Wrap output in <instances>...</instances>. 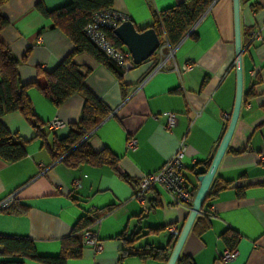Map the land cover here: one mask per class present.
Returning <instances> with one entry per match:
<instances>
[{"label":"crops","instance_id":"0c3cea01","mask_svg":"<svg viewBox=\"0 0 264 264\" xmlns=\"http://www.w3.org/2000/svg\"><path fill=\"white\" fill-rule=\"evenodd\" d=\"M190 1L113 0L112 8L128 17L137 30H143L152 24L154 13ZM38 2L53 10L70 0H7L1 7L8 26L0 32V41L18 59L28 51L19 67L24 85L36 80L37 68L52 71L72 50L66 36L36 11ZM239 3L242 100L233 133L213 177L230 184L206 202L204 215L200 210L196 216L209 221V227L203 230L202 221L194 227L195 218L182 245L178 259L187 257L193 264H264V186H259L264 184V163L258 160L264 151V0ZM256 30H260L262 39L252 41ZM191 33L172 49L171 57L166 52L155 53L125 72V96L105 67L85 53L74 57L80 71L86 73L85 87L110 111L91 133V147L94 151L106 148L117 156V171L131 183L119 179L108 166L65 167L60 160L52 159L20 114L2 117L5 128L26 141V156L11 164L0 159V201L12 196L16 205L26 210L22 214L0 210V235L28 238L38 255L57 256L61 239L69 235L79 218L98 210L100 221L90 230L102 244L101 251L94 254L84 246L81 257L67 264H163L137 257L118 263L122 242L116 237L123 232L128 238L138 234L135 247L163 248L170 240L166 227H182L188 217L189 209L173 206L160 187L150 191L152 208L146 212L132 196L138 180L156 172L181 141L186 146L183 176L195 195L199 182L191 168L214 156L234 105L232 0H213ZM187 64L193 66L191 70L176 72L175 67L180 71ZM26 95L44 127L53 121L65 125L52 130L58 140L66 137L68 125L80 119L83 100L79 95L59 107L34 86L26 89ZM168 114L175 116L171 129L166 128ZM129 139L135 140L134 149L126 148ZM46 140L48 145L53 142L51 135ZM75 182L78 188L73 186ZM241 189L244 192L239 198L237 192ZM228 230L239 235V242L235 259L224 263L220 259L225 251L220 236ZM24 264L37 263L24 260Z\"/></svg>","mask_w":264,"mask_h":264},{"label":"trees","instance_id":"16d2710c","mask_svg":"<svg viewBox=\"0 0 264 264\" xmlns=\"http://www.w3.org/2000/svg\"><path fill=\"white\" fill-rule=\"evenodd\" d=\"M7 0H0V32L8 26V20L1 14V7ZM213 0H192L189 3H179L164 9L152 16V24L143 29H152L160 43L166 41L170 48H175L186 35H193L192 28L207 11ZM113 0H70L64 6L53 10H47L41 2L35 4L36 11L45 19L49 20L53 28L61 31L72 45L71 52L52 70L36 69V80L30 84H22L19 76V67L26 59L28 51L18 59L0 41V159L11 164L22 160L26 156V141L16 134L10 133L2 124L3 116L12 113L20 114L31 126L34 137L42 140L54 161L60 160L65 167L76 169L87 165L92 167L108 166L114 174L126 183H131L126 175L120 174L117 169L118 157L106 148L94 151L90 144V135L94 129L102 123L110 114L108 107L94 96L84 84L86 73H82L74 62V57L85 53L93 58L98 64L105 67L117 79L122 95L125 96L123 83L124 71L111 60L105 57L85 36L84 28L91 23L93 16L101 11L113 9ZM138 30V31H143ZM113 30H103L107 40L116 49H122L120 42L114 37ZM246 35V34H245ZM244 43V34H242ZM151 58V57H150ZM34 86L55 107L61 106L74 95H79L82 100L81 115L78 122L67 126L66 137L58 140L53 136L49 127H45L35 116L31 103L26 95V89ZM264 125V122L263 124ZM51 135L53 142L47 144V137ZM209 159L196 163L191 171L195 176L204 174L210 163ZM230 183L214 179L201 208V214H205L206 202L213 199L220 191L226 189ZM259 186H264L260 184ZM244 189L237 192V196H243ZM193 194V193H192ZM194 195V194H193ZM151 204V201H150ZM152 208V206H150ZM26 209L16 205L15 200L5 210L10 214H22ZM208 213V212H207ZM100 221L98 210L86 212L72 227L69 235L60 241V251L57 256H40L35 250L34 243L23 237L0 235V257L4 260L0 264H24V260L33 261L37 264H67L69 260L81 257L83 250L82 236L87 229L97 225ZM204 222L203 230L209 227V221L203 216L197 217L194 227ZM138 234H132L129 238L125 232L116 237L122 242L119 251L118 263L127 257H137L143 261L156 260L167 263L170 251L175 239L170 237L169 243L158 248L151 245L135 247L134 243ZM225 250H236L239 235L234 231H226L220 236ZM176 264H193L192 261L180 256Z\"/></svg>","mask_w":264,"mask_h":264},{"label":"built area","instance_id":"2783aa9c","mask_svg":"<svg viewBox=\"0 0 264 264\" xmlns=\"http://www.w3.org/2000/svg\"><path fill=\"white\" fill-rule=\"evenodd\" d=\"M128 17L123 14L117 13L113 9L104 10L96 13L90 24L84 28V34L87 39L109 60L116 64L124 72L131 70L134 65L132 64V59L130 53L124 48L116 49L107 40L103 30H113L120 23L128 21ZM253 40H261L260 30H256L252 34ZM173 48H170L168 43L164 41L160 43L159 48L155 53L162 54L166 52L168 57L173 54ZM192 65H184L180 71L176 72H187L192 69ZM153 116V119H156ZM175 116L173 114L166 115V128L171 129L174 126ZM49 129L56 130L64 128L65 125L59 121H53L48 125ZM136 142L133 139H129L126 142L127 149H134ZM186 146L184 141H181L177 150L172 155V157L166 161L156 172L149 173L142 176L136 185V190L132 196V199L141 207L142 212H146L150 208V198L149 193L154 187L162 188L170 198V202L173 206L185 207L190 210L193 194L188 188V185L183 176L184 169V157H185ZM259 162L264 163V151L258 156ZM75 188L79 185L77 182L73 183ZM13 202V197L9 196L4 200L0 201V210L7 209ZM211 211L213 208H210ZM169 237L172 239H177L181 227L171 225L166 227ZM82 241L84 246H88L92 249L94 254L101 251L102 244L97 240V237L93 231L87 229L83 232ZM236 257V250L227 251L225 250L221 254V261L224 263L231 262Z\"/></svg>","mask_w":264,"mask_h":264},{"label":"water","instance_id":"95a60500","mask_svg":"<svg viewBox=\"0 0 264 264\" xmlns=\"http://www.w3.org/2000/svg\"><path fill=\"white\" fill-rule=\"evenodd\" d=\"M239 7V0H232L235 52L234 70L236 81L233 110L227 128L221 138L214 156L212 157L207 171L197 177V180L199 182L198 189L193 197L188 217L181 227L180 233L174 243L173 249L166 264H175L177 262L182 245L192 227L196 216L202 208L206 194L208 192V189L210 188L219 162L229 143L238 117L242 100V47L240 36ZM112 33L114 37L120 42V44L130 53L132 64L134 66L140 65L141 63L148 60L153 54H155L160 45V41L156 33L152 29L138 31L130 20L120 23L115 29H113Z\"/></svg>","mask_w":264,"mask_h":264}]
</instances>
